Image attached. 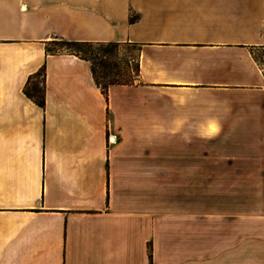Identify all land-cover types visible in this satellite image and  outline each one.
<instances>
[{
  "label": "crops",
  "instance_id": "crops-1",
  "mask_svg": "<svg viewBox=\"0 0 264 264\" xmlns=\"http://www.w3.org/2000/svg\"><path fill=\"white\" fill-rule=\"evenodd\" d=\"M53 37L138 80L105 99ZM0 264H264V0H0Z\"/></svg>",
  "mask_w": 264,
  "mask_h": 264
},
{
  "label": "trees",
  "instance_id": "trees-1",
  "mask_svg": "<svg viewBox=\"0 0 264 264\" xmlns=\"http://www.w3.org/2000/svg\"><path fill=\"white\" fill-rule=\"evenodd\" d=\"M70 53L85 59L91 64V72L96 86L107 99V91L111 86L133 85L139 77V50L131 43L118 42H77L62 40ZM124 46H127L124 48ZM129 47H137L136 54L130 52ZM124 48V49H123ZM125 52L120 56L118 51ZM48 51V49H47ZM38 73L42 74L41 81L28 80L23 89L24 95L37 106L43 107L44 67ZM39 84L41 89H39Z\"/></svg>",
  "mask_w": 264,
  "mask_h": 264
},
{
  "label": "rangeland",
  "instance_id": "rangeland-1",
  "mask_svg": "<svg viewBox=\"0 0 264 264\" xmlns=\"http://www.w3.org/2000/svg\"><path fill=\"white\" fill-rule=\"evenodd\" d=\"M127 46H124V48H126ZM123 48V49H124ZM136 48L137 47H129L128 49H130V52L132 54H136ZM47 49L49 52H58V51H68V49L65 48V46L63 45L62 43V40H60L59 38L57 37H53L51 39V41L49 42V44L47 45ZM123 49H120L118 51V54L120 56H122V54L125 52ZM41 78H42V74L41 73H37L35 75V79L36 81H41ZM35 79H32L31 82H36ZM136 82V81H135ZM134 82V83H135ZM39 89H41V85L39 84ZM185 141H179V140H176L175 138H168V143L169 144H179V143H184L185 145H187L188 147H191V145H196V144H199V150H200V159L201 160H206V156H207V138H200V140H195V138H184ZM194 139V140H192ZM188 140V141H187Z\"/></svg>",
  "mask_w": 264,
  "mask_h": 264
}]
</instances>
